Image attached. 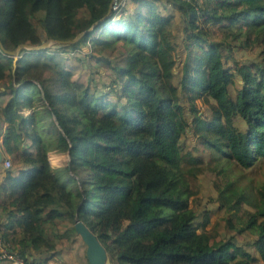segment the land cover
<instances>
[{
  "label": "trees",
  "instance_id": "trees-1",
  "mask_svg": "<svg viewBox=\"0 0 264 264\" xmlns=\"http://www.w3.org/2000/svg\"><path fill=\"white\" fill-rule=\"evenodd\" d=\"M111 1L0 0L8 50L72 39L108 13L74 42L23 49L14 71L0 48V132L6 123L2 143L14 160L0 182L1 236L26 260L43 262L57 240L78 234L77 214L116 264H264V180L231 179L232 166L264 163V0ZM158 5L182 24L179 72L176 20ZM237 41L259 45L260 59H233ZM48 50L83 51L72 58L95 68L85 79L62 65L41 75L32 57ZM189 127L195 147L210 152L206 162L182 143ZM61 152L69 153L65 181L49 163ZM208 169L222 175L214 181L228 230L242 221L237 231L254 235L252 252L232 236L198 232L207 218L194 224L187 195Z\"/></svg>",
  "mask_w": 264,
  "mask_h": 264
},
{
  "label": "rangeland",
  "instance_id": "rangeland-1",
  "mask_svg": "<svg viewBox=\"0 0 264 264\" xmlns=\"http://www.w3.org/2000/svg\"><path fill=\"white\" fill-rule=\"evenodd\" d=\"M128 0H123V3H126ZM158 10L162 13L172 12L174 14V19L176 20V26H174V33L177 36V41L179 42V46L177 47V64L175 70L179 72L180 64L182 61V58L184 56L183 47L180 44L181 43V36L182 31L181 27L182 24L179 21V15L177 11L172 9L170 6H168V10L163 9L162 5H158ZM116 18V17H115ZM213 33H217L213 36L216 38H220V33L217 32V28H214L212 30ZM53 42L49 41L46 45L48 48L52 45ZM89 49L87 47L84 48ZM25 50V49H24ZM22 51L23 54L25 51ZM84 50V52H85ZM259 45H254L251 47H244L239 44V42H235L233 46V59L237 60L239 63L249 62L253 59H260L259 57ZM80 50H66L65 52H52V51H45L42 55L38 57H32V60L41 68V75H47L51 74L50 72H55V69L58 66H72L75 68V72L73 75V78H77L80 75V78L85 79V76L88 75L90 70L95 68V64L93 60H86V65H83L82 62H80L77 59H73L72 56H81L83 55V51ZM104 53L110 54L109 51H105ZM97 54V53H96ZM52 57V58H49ZM229 58L228 65L232 64V60ZM179 74V73H178ZM176 75V78L178 76ZM101 79L104 80L105 83L109 82L108 77H106V74L101 75ZM46 82V81H45ZM196 104L198 105L199 109L203 111H207V106L205 103H203L200 99L196 100ZM186 112H188V109H185ZM23 112L25 114L30 113L31 110L24 109ZM187 116L189 114L187 113ZM237 123L243 124L242 121H238ZM182 143L185 145L186 149L190 150L193 154L199 155L204 162L208 160L210 157V152L208 150H204L201 146L195 147L196 144V136L192 130L191 127L187 129L186 136H184L182 139ZM5 155V154H4ZM61 164L54 168L55 172L60 175V178L62 181H65L67 178V173L64 168L65 161H68V155L65 152L60 153ZM56 156H54L52 159L55 160ZM65 159V160H64ZM231 161L225 160V159H219V163L223 164L226 168H230ZM14 164L13 158H11V165ZM5 168V167H3ZM185 168V166H183ZM4 171V170H3ZM214 171L206 170L202 173H199L197 176L196 183H191V187L195 188L196 192L192 195H187V200L189 203V206H191L197 213V216L194 220V224H197L199 221H202L207 218L204 222V226L200 227L198 229V232L203 229V231L211 236H213L215 239H226L228 237L232 236V240L237 242L238 244L242 245L244 248L249 250L250 252L253 251L251 247V242L254 238V235L245 230L242 232H238L237 228H239L242 225L239 223V221H234V228L229 229L226 224V217L228 213H226L223 209L219 207V201L217 199V187L215 185V179H221L222 175H219V177H216V174H214ZM231 179H235V177L240 176L238 178L240 185H243L245 183L251 182L252 184H258L261 183L264 180V163H257L252 167H249L247 169L241 168V167H231ZM185 195V194H184ZM245 207L252 210V208L244 204ZM238 215L244 216V213L242 210L237 212ZM59 226L57 227L59 230L64 229L66 226L71 225V219H66L58 222ZM79 235V234H76ZM81 238V237H80ZM67 240L65 238L59 239L56 241V243H64ZM55 243V244H56ZM257 264L262 263L261 259H258Z\"/></svg>",
  "mask_w": 264,
  "mask_h": 264
},
{
  "label": "water",
  "instance_id": "water-1",
  "mask_svg": "<svg viewBox=\"0 0 264 264\" xmlns=\"http://www.w3.org/2000/svg\"><path fill=\"white\" fill-rule=\"evenodd\" d=\"M117 0H112L110 3V8H114ZM110 8L108 12L110 11ZM108 14V13H107ZM107 14L103 16L101 19L95 21L89 28L86 30L78 33L74 38L69 39V40H47L42 42L41 44L38 45H31L28 43H20L18 44L15 48L13 49H5L2 45V42L0 41V48L8 55L13 57V71L16 66V61L17 58L20 56L21 52L23 49H40L46 47L47 43L49 41H57V42H62V43H69V42H74L76 41L82 34H84L86 31H90L91 29L94 28L95 25L99 24L103 19L106 18ZM69 151V150H68ZM68 155V160H69V153ZM3 160L2 152L0 150V164ZM68 164V161H67ZM74 228L75 231L79 234L81 237L82 241L86 245V257L89 262V264H111V258L109 255L106 253L104 247L102 244L99 242L97 239L96 235L84 224V222L78 218L77 214L74 217Z\"/></svg>",
  "mask_w": 264,
  "mask_h": 264
},
{
  "label": "crops",
  "instance_id": "crops-1",
  "mask_svg": "<svg viewBox=\"0 0 264 264\" xmlns=\"http://www.w3.org/2000/svg\"><path fill=\"white\" fill-rule=\"evenodd\" d=\"M5 127H6V123H3L0 132V150L2 152L3 158H7L11 161V157L6 153L2 143ZM54 156H56V158H54L55 159L54 161L57 163V166L60 165L62 161L60 158H58L59 156H61L60 153L51 155L52 158ZM64 164L66 165V161ZM3 167L4 166L1 162L0 182L4 175ZM55 250H57V253L48 258L51 264H89L86 257V245L84 244V242L82 241L79 235H74L70 240H67L64 243H58V244L56 243ZM0 264H4V263H0ZM111 264H116V262L112 260Z\"/></svg>",
  "mask_w": 264,
  "mask_h": 264
},
{
  "label": "built area",
  "instance_id": "built-area-1",
  "mask_svg": "<svg viewBox=\"0 0 264 264\" xmlns=\"http://www.w3.org/2000/svg\"><path fill=\"white\" fill-rule=\"evenodd\" d=\"M123 4V0L121 1ZM116 4L114 8H116ZM2 164L4 167H8L11 164V161L7 158H3ZM0 263L4 264H51L50 260L47 259L43 262L38 261H28L24 256L21 255V252L18 247L10 245L6 242L0 234Z\"/></svg>",
  "mask_w": 264,
  "mask_h": 264
},
{
  "label": "clouds",
  "instance_id": "clouds-1",
  "mask_svg": "<svg viewBox=\"0 0 264 264\" xmlns=\"http://www.w3.org/2000/svg\"><path fill=\"white\" fill-rule=\"evenodd\" d=\"M49 163L53 168L57 167V163L52 159L51 155H49Z\"/></svg>",
  "mask_w": 264,
  "mask_h": 264
}]
</instances>
